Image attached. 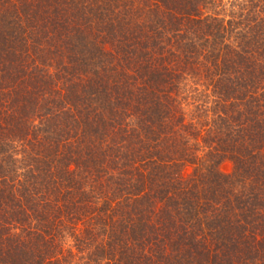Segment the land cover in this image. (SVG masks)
I'll list each match as a JSON object with an SVG mask.
<instances>
[{
    "label": "trees",
    "instance_id": "trees-1",
    "mask_svg": "<svg viewBox=\"0 0 264 264\" xmlns=\"http://www.w3.org/2000/svg\"><path fill=\"white\" fill-rule=\"evenodd\" d=\"M0 264H264V0H0Z\"/></svg>",
    "mask_w": 264,
    "mask_h": 264
},
{
    "label": "rangeland",
    "instance_id": "rangeland-1",
    "mask_svg": "<svg viewBox=\"0 0 264 264\" xmlns=\"http://www.w3.org/2000/svg\"><path fill=\"white\" fill-rule=\"evenodd\" d=\"M233 170V165L230 161H225L221 166H220V171L225 174L229 175L232 173Z\"/></svg>",
    "mask_w": 264,
    "mask_h": 264
}]
</instances>
